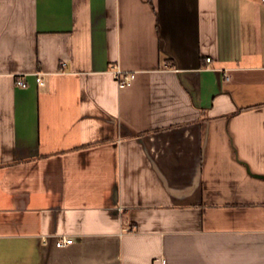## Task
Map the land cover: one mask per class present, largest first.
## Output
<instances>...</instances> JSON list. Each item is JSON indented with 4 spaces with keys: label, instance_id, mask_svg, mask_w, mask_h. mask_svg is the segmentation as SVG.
Segmentation results:
<instances>
[{
    "label": "crops",
    "instance_id": "crops-1",
    "mask_svg": "<svg viewBox=\"0 0 264 264\" xmlns=\"http://www.w3.org/2000/svg\"><path fill=\"white\" fill-rule=\"evenodd\" d=\"M0 264H264V0H0Z\"/></svg>",
    "mask_w": 264,
    "mask_h": 264
},
{
    "label": "built area",
    "instance_id": "built-area-1",
    "mask_svg": "<svg viewBox=\"0 0 264 264\" xmlns=\"http://www.w3.org/2000/svg\"><path fill=\"white\" fill-rule=\"evenodd\" d=\"M206 60L209 61L210 57H206ZM112 73L119 87L126 85L128 81L133 77L132 72L124 71L118 65H116L113 68ZM35 80L39 85L45 84V80L41 72L35 73ZM14 83L17 86L25 87L27 85V80L24 78L22 74H16L14 75ZM72 242H73V238L69 236H58L55 239L56 246H65L71 244Z\"/></svg>",
    "mask_w": 264,
    "mask_h": 264
}]
</instances>
